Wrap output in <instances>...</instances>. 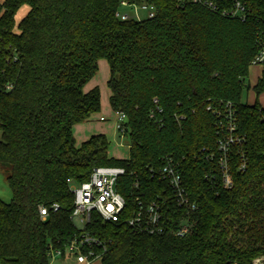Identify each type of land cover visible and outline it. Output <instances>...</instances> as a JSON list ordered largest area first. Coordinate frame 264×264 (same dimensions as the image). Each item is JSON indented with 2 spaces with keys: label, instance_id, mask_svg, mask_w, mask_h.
Wrapping results in <instances>:
<instances>
[{
  "label": "trees",
  "instance_id": "obj_1",
  "mask_svg": "<svg viewBox=\"0 0 264 264\" xmlns=\"http://www.w3.org/2000/svg\"><path fill=\"white\" fill-rule=\"evenodd\" d=\"M243 1L258 14L244 23L177 0H2L0 84L11 90L0 92V170L12 200H0V264H50L53 250L64 252L79 234L68 180L86 182L98 167L126 169L129 208L136 181L149 199L170 204L160 235L94 215L89 231L106 245L101 264H253L264 256V108L242 103L264 0ZM123 2L155 15L121 20ZM102 59L111 107L127 117V161L108 157L104 136L79 147L73 138L74 126L101 109L100 90L84 88ZM253 90L264 93V67ZM220 140L228 141L230 187ZM168 157L196 206L184 238L175 231L187 211L152 173Z\"/></svg>",
  "mask_w": 264,
  "mask_h": 264
},
{
  "label": "built area",
  "instance_id": "obj_2",
  "mask_svg": "<svg viewBox=\"0 0 264 264\" xmlns=\"http://www.w3.org/2000/svg\"><path fill=\"white\" fill-rule=\"evenodd\" d=\"M198 5L211 13L217 14L223 18L247 22L252 17L258 16L256 12L243 0H184L182 3ZM123 2L121 7H133ZM144 10L150 12L148 18H153L155 10L152 6L141 5ZM135 20L142 21L136 8ZM121 20H128L131 17L126 13L118 12L116 14ZM251 67H264V35L258 39L257 52L250 63ZM11 87H4L0 84V92L10 91ZM158 100H154L156 105L155 111L162 112L157 105ZM117 116L116 129L122 137L127 136V117L121 112H115ZM153 117V114L151 115ZM104 121V118H101ZM231 126V124H229ZM232 142V139H230ZM219 150L222 153L220 167L225 177L226 187H230L231 179L228 175L227 155L228 141L220 140ZM153 176L167 183L163 189L173 193V199L178 207L187 211V216L181 221L175 231V236L184 238L193 232L192 220L189 215L196 210V206L191 203L188 193L182 180V172L179 163L172 157L164 160L163 166L159 169L152 170ZM128 174L125 168L120 167H98L95 168L90 179L81 184H73L70 180V191L74 198L71 212V219L79 222L81 227L78 228L79 234L70 242L64 252L53 250L50 254L51 259L54 257L73 256L77 264H92L101 258L106 251V245L94 233L89 231V225L96 215L104 223L119 224L125 223L131 230L137 233L148 235H160L165 232L164 220L165 212L168 210L169 201L158 195L156 199L148 198L144 189L141 188L137 181L132 185V191L135 190V196L132 199V207L127 206V199L122 193L125 184L122 178ZM132 175V174H131ZM152 176V177H153ZM58 206L53 207L57 212ZM42 220L48 215L46 208H40ZM76 225V224H75ZM100 250V252L97 251ZM253 264H264V256L258 257Z\"/></svg>",
  "mask_w": 264,
  "mask_h": 264
},
{
  "label": "rangeland",
  "instance_id": "obj_3",
  "mask_svg": "<svg viewBox=\"0 0 264 264\" xmlns=\"http://www.w3.org/2000/svg\"><path fill=\"white\" fill-rule=\"evenodd\" d=\"M183 2L184 0H177ZM2 0H0V3ZM137 13L141 20L147 19L148 14L151 11L150 7L148 10H144L141 4L135 6ZM133 7H121L120 12L128 14L131 18L135 19V11ZM30 8L28 6L22 7L15 17L16 25L28 14ZM17 30V27H16ZM262 67L251 68L252 70H260ZM110 78V67L107 60L102 59L98 62V72L95 77L85 86L84 91L86 93L91 90L98 88L101 94V109L98 113L91 116V118L83 123L77 124L73 128V138L76 146L79 147L82 143L88 141L92 137L104 136L109 144L108 157L110 159L127 161L130 159V139L128 136L122 137L116 129L117 116L113 111L110 104V90L108 88V81ZM251 75L246 78V86H250L252 83ZM256 100L264 108V105L260 102L261 99L253 93V89L249 88L243 91L242 103L254 105ZM104 118V121L101 120ZM0 200L5 203H9L12 200V193L7 184L6 177L0 170ZM76 226L81 227L79 222H75ZM50 264H77L76 258L73 256L66 257H54L51 259ZM92 264H101L97 261Z\"/></svg>",
  "mask_w": 264,
  "mask_h": 264
},
{
  "label": "crops",
  "instance_id": "obj_4",
  "mask_svg": "<svg viewBox=\"0 0 264 264\" xmlns=\"http://www.w3.org/2000/svg\"><path fill=\"white\" fill-rule=\"evenodd\" d=\"M251 68H250V71H249V76L251 75V78H252L251 80H252V83L253 84L250 85V88L253 89L257 85V83L259 82V80L262 78L263 68L262 69L259 68L260 70H258V69L256 70L255 69V70H252V71H251ZM254 68H257V67H254ZM253 93H255L254 90H253ZM259 98L261 99L260 102L264 105V93H262L259 96Z\"/></svg>",
  "mask_w": 264,
  "mask_h": 264
}]
</instances>
